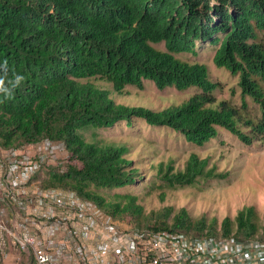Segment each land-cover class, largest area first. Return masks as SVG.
Wrapping results in <instances>:
<instances>
[{
  "label": "trees",
  "instance_id": "trees-1",
  "mask_svg": "<svg viewBox=\"0 0 264 264\" xmlns=\"http://www.w3.org/2000/svg\"><path fill=\"white\" fill-rule=\"evenodd\" d=\"M264 0H0V143L4 147L43 137L62 139L70 150L65 173H51L44 184L65 185L96 200L116 217L131 214L138 228L195 235L256 237L264 229L253 206L224 218L222 231L206 218L192 219L183 207L150 214L134 193L107 196L97 187L135 183L139 170L124 144L88 139L86 127H110L134 117L181 131L203 145L221 128L250 144L264 141ZM224 34L223 37L220 34ZM198 40L219 44L215 63L239 75L243 106L218 99L221 82L205 62L187 61ZM164 42L165 48L156 46ZM152 80L163 89L201 90L177 104L153 108L118 101L129 85ZM245 96L260 105L261 116L242 110ZM245 128H248L245 130ZM208 158L192 153L184 169H166L170 185L194 184ZM135 218H134V217Z\"/></svg>",
  "mask_w": 264,
  "mask_h": 264
},
{
  "label": "built area",
  "instance_id": "built-area-1",
  "mask_svg": "<svg viewBox=\"0 0 264 264\" xmlns=\"http://www.w3.org/2000/svg\"><path fill=\"white\" fill-rule=\"evenodd\" d=\"M70 150L43 137L0 143V264H264V240L138 228L75 188L44 184L65 173Z\"/></svg>",
  "mask_w": 264,
  "mask_h": 264
},
{
  "label": "rangeland",
  "instance_id": "rangeland-1",
  "mask_svg": "<svg viewBox=\"0 0 264 264\" xmlns=\"http://www.w3.org/2000/svg\"><path fill=\"white\" fill-rule=\"evenodd\" d=\"M224 34H220L223 37ZM264 36V31H261ZM156 46L165 48L164 42ZM219 44L211 40H198L196 53L179 52L176 55L187 61L205 62L210 76L221 82L215 91L218 99H227L233 104L243 106L242 88L239 75L226 67L218 66L214 56ZM198 87L180 90L176 87L159 88L154 81L145 80L144 87L129 85L127 92L116 95L118 101L143 103L153 108L177 104L190 95L200 91ZM248 106L243 111L252 117L261 116L260 105L251 96H245ZM248 128H245L247 130ZM88 139L104 143L124 144L126 155L133 159L139 175L135 183L123 187H97L96 191L107 196L115 193H134L144 213H160L171 208L169 219L185 207L192 219L206 218L208 224L222 231V222L230 216L233 231L237 224L235 217L245 206H253L258 222L264 223V141L246 143L226 128H221L218 136L203 145L190 142L185 135L167 125L151 124L141 117H134L129 123L120 120L110 127H86L83 129ZM192 153L208 158L206 169L214 168L215 176H201L194 184L170 185L162 178L161 163L166 169L172 165L174 171L184 169ZM52 173L54 172L51 171ZM50 178L49 171L39 174L44 183ZM131 218L130 215L123 216ZM134 217V216H133ZM135 218V217H134ZM264 237V229L256 233Z\"/></svg>",
  "mask_w": 264,
  "mask_h": 264
}]
</instances>
